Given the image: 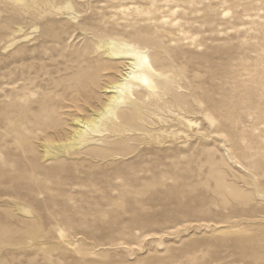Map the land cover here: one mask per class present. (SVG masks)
<instances>
[{
	"label": "rangeland",
	"instance_id": "374dc122",
	"mask_svg": "<svg viewBox=\"0 0 264 264\" xmlns=\"http://www.w3.org/2000/svg\"><path fill=\"white\" fill-rule=\"evenodd\" d=\"M98 36L159 63L141 129L44 157ZM0 264H264V0H0Z\"/></svg>",
	"mask_w": 264,
	"mask_h": 264
},
{
	"label": "bare ground",
	"instance_id": "6f19581e",
	"mask_svg": "<svg viewBox=\"0 0 264 264\" xmlns=\"http://www.w3.org/2000/svg\"><path fill=\"white\" fill-rule=\"evenodd\" d=\"M14 1L30 5L35 0ZM98 39L95 51L100 52V57L97 59V65L102 67L107 62L111 68L117 69V78H111L103 86L110 94L105 103L93 110L88 117H80L81 115L73 117L74 128L67 137L50 141L49 145L45 141L44 157L63 159L70 156L73 150L84 148L82 157L92 158V149L95 148L92 145L94 134L99 137L98 140L104 141L110 134L120 138L125 132L141 129V125L136 121L143 117L144 99L153 95L159 88L160 82L157 81L161 76L159 63L139 46L111 38ZM125 107L130 109L129 113L125 112Z\"/></svg>",
	"mask_w": 264,
	"mask_h": 264
}]
</instances>
